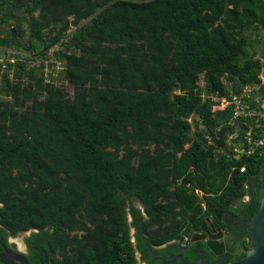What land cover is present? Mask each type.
<instances>
[{"label": "trees", "instance_id": "1", "mask_svg": "<svg viewBox=\"0 0 264 264\" xmlns=\"http://www.w3.org/2000/svg\"><path fill=\"white\" fill-rule=\"evenodd\" d=\"M0 14L15 21L2 51L42 58L62 42L66 81L0 65V240L32 231V264H139L138 250L159 264L151 245L182 250L210 218L235 234L253 223L264 155L232 153L234 105H219L262 81L249 34L264 30V0H0ZM186 250L216 259L204 242Z\"/></svg>", "mask_w": 264, "mask_h": 264}, {"label": "built area", "instance_id": "2", "mask_svg": "<svg viewBox=\"0 0 264 264\" xmlns=\"http://www.w3.org/2000/svg\"><path fill=\"white\" fill-rule=\"evenodd\" d=\"M6 48L8 49V47ZM1 52L2 54H5L7 51L3 52L1 50ZM8 57H10V60L7 61V63H15L19 58H26L24 54L19 52L11 53L10 55H8ZM40 59L42 58L35 57V60L37 61H39ZM7 63H5L4 68L7 67ZM0 65L2 66V64ZM260 77L262 79V82L255 83L254 85H247L240 95L230 94V99H221L222 102L227 103V106L234 105L232 124L234 125L235 129L233 132H230L227 135L226 146H228L229 149L232 150V153L236 154L238 157H241L242 155H264V98H261L264 94L261 93V86L264 84V76L260 75ZM49 80L50 79H47L46 81ZM199 84L201 87H204V79H201L199 81ZM259 89L261 94L256 92ZM254 92H256V94ZM216 99L219 100V98ZM252 102H255V105H253ZM189 120L192 121L191 118ZM202 127L204 128V125H202L201 128ZM219 131V129H214L216 137L218 139H221ZM207 137L209 139V142L213 143L214 138L210 133L207 135ZM219 150L220 149H217V151ZM222 150L225 149L223 148ZM245 170L246 167L243 166L241 168V171ZM196 192L199 193V190H196ZM186 238H188V236H186Z\"/></svg>", "mask_w": 264, "mask_h": 264}, {"label": "flooded vegetation", "instance_id": "3", "mask_svg": "<svg viewBox=\"0 0 264 264\" xmlns=\"http://www.w3.org/2000/svg\"><path fill=\"white\" fill-rule=\"evenodd\" d=\"M139 206L144 211V205L139 203ZM143 215H145V212H143ZM129 220L130 221L132 220V216L131 215L129 216ZM234 222H236V221H234ZM209 223L211 225V229L203 230L201 232H209V234H213L214 232H216V233L223 232L224 234H226L228 232H232V231L224 229V228L219 229L211 221V218H210ZM236 223H238V225H239L238 233H236V234L239 235L242 238L241 247L239 248L237 253H235L233 255L232 254H227V255H224V256H216V255H214L216 257V259H214L212 262H210L211 264H227V263L233 262L234 260L232 261L231 258L229 259V256L231 255L232 257H235L240 252L244 242H246V243H251L252 242V237H251V235L248 234V232L246 231L247 228L244 226V224L248 225L247 221L246 220H240V221H238ZM213 228H215V231H213ZM31 233H29V231L22 232L23 235L25 234V236L22 239V245H18L17 244V242L15 240L17 238V236L8 237L7 244L5 242H3L2 240H0V256L6 259V261L0 260V264H25L24 261H22L20 259H17V257L19 255L25 256L27 261H28V263L32 264V261L30 259V257L32 256V252H29L28 245H27V243L25 241V237L29 236ZM136 233H137L136 228L135 227H131L132 242L135 245L137 244ZM79 234H81V232H79ZM192 234H191V236H188V238L185 237L184 241L182 242V246H184V249H182V250H174L173 249V245H174L175 242L171 241L169 243H164V244H161V245H158V246H152L151 245L150 248L148 249L149 253L147 255L155 257L156 261L160 260L159 264H182V257H183V259L185 261L191 263L187 259L186 252H188V251L186 250V246H188L191 243L204 242L206 247L208 248V246L206 244V241H192L191 240ZM8 250H10L12 252H8ZM198 252H204V251L203 250H199ZM139 256H140V259L138 258ZM205 256H207V255L205 254ZM136 257H137V260H138L139 264H149L147 259H146V254H143L140 250H138L136 252ZM42 260H43L44 264H48V257L46 256V254L44 256V259H42ZM207 260H208V256H207Z\"/></svg>", "mask_w": 264, "mask_h": 264}, {"label": "water", "instance_id": "4", "mask_svg": "<svg viewBox=\"0 0 264 264\" xmlns=\"http://www.w3.org/2000/svg\"><path fill=\"white\" fill-rule=\"evenodd\" d=\"M258 200L260 204L253 223L250 225L244 224L252 237L253 246L244 257L227 264H264V179L258 188ZM213 231H215V228H213ZM31 232L32 231H29V233ZM191 240L206 241L208 248L216 256L233 255L237 253L242 245V238L233 232H228L226 234L223 232H214L213 234H209V232L195 231L192 234ZM8 252L12 251L8 250ZM17 259L24 261L25 264H29L26 257L23 255H19ZM0 260L6 261V259L1 256ZM182 264L211 263H208L207 257L202 254L194 263H189L182 257Z\"/></svg>", "mask_w": 264, "mask_h": 264}, {"label": "rangeland", "instance_id": "5", "mask_svg": "<svg viewBox=\"0 0 264 264\" xmlns=\"http://www.w3.org/2000/svg\"><path fill=\"white\" fill-rule=\"evenodd\" d=\"M17 13L27 15L26 11L23 8L19 9L17 11ZM1 14H0V16H1ZM33 15L34 16H38V12L33 13ZM14 24H15V21L13 19H11L10 22L7 23V24H4V23L0 22V30L2 28L4 29L3 31H0L2 33V35H11L12 34V26ZM24 26H25V28H27L26 24ZM73 28H75V27L71 26V29L69 30V32L74 30ZM45 32L47 33V31H45ZM260 33L261 34L259 36L256 34V32H250V34H249L251 36V39L257 42V45L253 49H250L251 52H253V51L257 52V54L255 56L256 58H259L261 56V49L264 47V42H262L264 40V35H263L264 30L260 29ZM28 38L29 37H27V36H25L23 38L22 37H18L17 40L20 43L25 44L27 42ZM68 40H69V38H67L64 41V44H65V42H69ZM258 40H260V42H258ZM61 44H62V42L60 44L58 43L57 45H53L52 47L47 49L46 50V55H44L42 57V59H40L39 61L35 60V57H31V56H36L35 52L37 54H39L40 50H36L34 52H25V51H21V50H15L13 47L9 46L8 49L6 47H4V48H6L5 51H7V52L5 54H2L1 50H3V47H0V64H2L1 67L4 68L5 67L4 66L5 63H7V61L10 60V57H8V55H10L11 53H14V52H19V53H22V54H24L26 56V58H23V59L26 60V68L28 70H30L31 68H36L37 69L36 75L38 77L42 76V73H41L42 70L41 69H43L44 73H45L44 76L47 79L51 80V78H53L54 79L53 82L56 83V84L65 83L66 81L62 80V77H61V74H60V72L62 70V68L60 66L61 63L58 61L57 55H56V51H58V50H60L62 48L63 49L65 48V46H62ZM261 60L264 61V59H261ZM38 67L41 68V69H39ZM13 75H14V70H12L11 78H13ZM66 85H67L66 86L67 90L69 92H72L73 87L70 84H68V83ZM256 92L260 93V89L257 90ZM226 106H227V103L221 101V104L219 105V108H225ZM24 236H25V234L23 235L22 233L17 235V238L15 240H16L18 245H22L21 243H22V239H23ZM138 258L140 259V256Z\"/></svg>", "mask_w": 264, "mask_h": 264}, {"label": "clouds", "instance_id": "6", "mask_svg": "<svg viewBox=\"0 0 264 264\" xmlns=\"http://www.w3.org/2000/svg\"><path fill=\"white\" fill-rule=\"evenodd\" d=\"M58 61L60 62V60H58ZM60 66H61V68H62V65H60ZM42 73H44V71H42ZM0 75H1V74H0ZM44 75H45V74H44ZM261 75H262V74H261ZM263 76H264V75H263ZM203 79H204V77H203ZM45 80H47L46 77H45ZM261 82H262V81H261ZM262 86H264V84H263ZM262 86H261V87H262ZM221 151H222V150H221ZM237 158H238V156H237ZM197 190H199V189H197ZM196 193H197V192H196ZM201 193L203 194V192H201V191L199 190V193H198V194L202 195ZM246 197H250V196L247 195ZM246 197H245V198H246ZM245 198H244V200H245ZM21 244H22V243H21Z\"/></svg>", "mask_w": 264, "mask_h": 264}, {"label": "crops", "instance_id": "7", "mask_svg": "<svg viewBox=\"0 0 264 264\" xmlns=\"http://www.w3.org/2000/svg\"><path fill=\"white\" fill-rule=\"evenodd\" d=\"M247 199L249 200V199H250V197H247V198L245 199V201H248Z\"/></svg>", "mask_w": 264, "mask_h": 264}]
</instances>
